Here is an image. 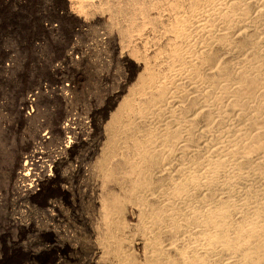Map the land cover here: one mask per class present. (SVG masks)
Segmentation results:
<instances>
[{"label": "rangeland", "instance_id": "rangeland-1", "mask_svg": "<svg viewBox=\"0 0 264 264\" xmlns=\"http://www.w3.org/2000/svg\"><path fill=\"white\" fill-rule=\"evenodd\" d=\"M75 1L0 0V264H85L90 245L96 243L118 246L121 256L131 252L134 263L140 262L131 245L139 231L127 219L128 207L117 206L118 196L125 199L129 190L124 172L132 151L127 141L138 131H123L112 143L107 126L126 98L138 105L134 89L143 70L136 61L143 55L153 57L165 45L172 13L163 0H89L78 11ZM140 9L147 19L141 18ZM248 9L250 16L258 15L257 8ZM256 37L264 39L263 34ZM237 52L239 48L221 55L236 63L242 57ZM167 58H161L162 67L171 64ZM193 90L195 84L180 77L173 88L175 101L150 108L146 116L134 110L129 120L152 126L187 124L200 138L188 143L198 147L193 153L215 156L220 152L215 135L191 111L185 113L193 107L187 100ZM227 122L214 129L229 133L228 128L242 124L236 116ZM99 162L106 167L100 168ZM41 167H48V178L41 177ZM102 171H108L110 180ZM222 181L217 180L214 194L198 199L213 202L226 194L220 191ZM257 181L246 180L243 192L263 189ZM31 189L36 191L26 192ZM242 190H235L236 199L233 193L235 201L242 199ZM110 195L116 205L109 203ZM100 203H106L115 212L112 219L119 222L113 229V221L109 237ZM119 211L122 216L116 215ZM106 254L94 264H116Z\"/></svg>", "mask_w": 264, "mask_h": 264}, {"label": "bare ground", "instance_id": "bare-ground-1", "mask_svg": "<svg viewBox=\"0 0 264 264\" xmlns=\"http://www.w3.org/2000/svg\"><path fill=\"white\" fill-rule=\"evenodd\" d=\"M85 1L89 0L75 1L77 11ZM163 1L172 13L167 29L169 38L153 57H138L136 62L143 70L133 88L138 105L132 98H126L118 115L112 116L107 126L112 143L123 131H138L127 141L132 151L130 167L128 165L129 169L124 172L129 179L128 194L125 199L118 200L119 196L117 199V206L128 207L127 219L139 231L138 239L130 243L133 253H137L139 264H264V187L253 192L249 189L243 192L241 188L251 178L264 184V39L256 37L264 35V22L261 20L262 27L258 22L261 17L264 19V0H248L247 4L244 0ZM249 6L258 9L257 16H250ZM138 12L141 18L147 19L144 10ZM236 48L240 51L237 53L242 54L236 63L221 55ZM164 56L171 61L166 67L160 65ZM184 76L197 88L187 95L193 107L185 109V113L191 111L193 117L203 121L215 135L214 142H219L217 150H220L215 156L193 153L198 147L190 146L189 142L197 143L200 138L189 132L187 124L181 128L173 123L152 126L129 120L134 110L136 115L146 116L150 108L157 110L163 103L175 101L174 85ZM176 98L179 99L178 93ZM235 116L242 120L241 126L233 125L228 128L229 133L214 129L223 123L229 124L227 121ZM102 162L107 161L102 159ZM99 164L101 168L103 165ZM46 168L41 167L42 178H48ZM104 171L101 174L110 180L111 175ZM28 176L30 173L25 174ZM219 178H223V183L219 186L222 190L218 189L226 194L220 193L213 202L199 200L198 195L207 198L215 193ZM239 189L243 196L235 201L238 195L235 190ZM34 191L26 190L30 194ZM113 199L116 201L113 196L112 202L109 201L112 205L117 202ZM105 204L100 203L104 209L101 218L109 237L113 229H118L119 222L112 219L115 212ZM119 213L121 211L116 215ZM113 221L117 225L112 229ZM96 244L90 245L85 264H94L107 251L116 264L136 262L130 251L127 256H121L123 251L119 253L118 246Z\"/></svg>", "mask_w": 264, "mask_h": 264}]
</instances>
